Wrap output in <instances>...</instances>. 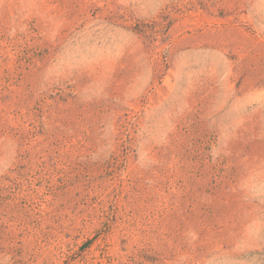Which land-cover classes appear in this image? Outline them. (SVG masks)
<instances>
[{
    "label": "rangeland",
    "instance_id": "374dc122",
    "mask_svg": "<svg viewBox=\"0 0 264 264\" xmlns=\"http://www.w3.org/2000/svg\"><path fill=\"white\" fill-rule=\"evenodd\" d=\"M0 264H264V0H0Z\"/></svg>",
    "mask_w": 264,
    "mask_h": 264
}]
</instances>
